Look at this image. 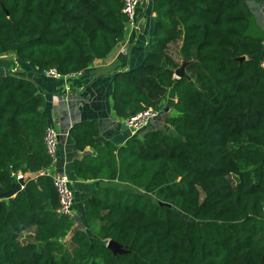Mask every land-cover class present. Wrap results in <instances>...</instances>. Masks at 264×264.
<instances>
[{
	"label": "trees",
	"instance_id": "trees-1",
	"mask_svg": "<svg viewBox=\"0 0 264 264\" xmlns=\"http://www.w3.org/2000/svg\"><path fill=\"white\" fill-rule=\"evenodd\" d=\"M123 6L0 0V55L17 39V54L39 70L82 71L125 39ZM154 11L146 57L114 74L113 110L125 119L158 107L175 87L173 131L118 145L98 139V119L70 129L78 149H92L75 160L80 179L131 185L86 199L94 237L73 230L41 173L50 164L44 92L0 75V193L13 189V172L27 175L24 189L0 199V264H264V30L246 0H154Z\"/></svg>",
	"mask_w": 264,
	"mask_h": 264
},
{
	"label": "crops",
	"instance_id": "crops-1",
	"mask_svg": "<svg viewBox=\"0 0 264 264\" xmlns=\"http://www.w3.org/2000/svg\"><path fill=\"white\" fill-rule=\"evenodd\" d=\"M246 2L253 12L254 23L264 30V0H246ZM138 11V29L126 36L108 57L95 60L81 71L80 76L70 80L48 78L33 63L20 57L17 54V39L14 40L10 51L0 55V75L15 74L30 78L45 94V108L49 121L60 133L59 161L56 168L69 176L76 195L73 230L89 231L84 204L96 189L105 186L131 188L129 183L117 180L80 179L75 172V160L91 153L92 149L90 147L85 150L78 149L70 129L78 121L98 119L100 123L98 139L103 142L112 141L121 145L133 138L125 126L124 118L116 115L113 110L112 94L114 74L138 66L150 48V39L155 28L154 0H141ZM176 100L175 87H173L163 103L157 107L159 116L151 122L146 131L150 129L173 131L166 119L176 114L174 109ZM18 190L19 184L16 182L11 191L0 193V199L13 196Z\"/></svg>",
	"mask_w": 264,
	"mask_h": 264
},
{
	"label": "built area",
	"instance_id": "built-area-1",
	"mask_svg": "<svg viewBox=\"0 0 264 264\" xmlns=\"http://www.w3.org/2000/svg\"><path fill=\"white\" fill-rule=\"evenodd\" d=\"M140 2L141 0H124L123 12L126 15L125 37L139 27L138 9ZM261 64L264 66V41ZM42 72L48 78L64 80H70L82 74L81 71L62 74L56 67L44 69ZM158 116L159 109L157 107H149L125 118L124 122L133 137L142 136L144 131L151 125V122ZM44 140L50 157V164L41 173L50 176L54 183L59 198L58 211L65 216L74 218L76 213V195L69 176L56 168V164L59 161L60 133L50 121L45 131ZM12 175L15 181L18 182L19 188L24 189L27 175L21 171L13 172Z\"/></svg>",
	"mask_w": 264,
	"mask_h": 264
},
{
	"label": "water",
	"instance_id": "water-1",
	"mask_svg": "<svg viewBox=\"0 0 264 264\" xmlns=\"http://www.w3.org/2000/svg\"><path fill=\"white\" fill-rule=\"evenodd\" d=\"M184 75H185V65H183L182 67H180L176 71V77L177 78H180V77H182ZM107 245L115 253H123L125 251L124 247L120 243H118V242H116L114 240H110Z\"/></svg>",
	"mask_w": 264,
	"mask_h": 264
},
{
	"label": "rangeland",
	"instance_id": "rangeland-1",
	"mask_svg": "<svg viewBox=\"0 0 264 264\" xmlns=\"http://www.w3.org/2000/svg\"><path fill=\"white\" fill-rule=\"evenodd\" d=\"M149 197H151L154 201L156 200L155 197H154V194H150ZM187 217H188V216H187ZM188 218H189V217H188ZM89 232H90L91 237H94V235H93V231L89 230ZM65 241H68V240L65 239ZM66 243H67V247L70 248V246L68 245V242H66Z\"/></svg>",
	"mask_w": 264,
	"mask_h": 264
}]
</instances>
